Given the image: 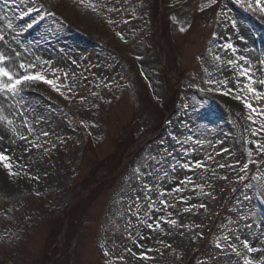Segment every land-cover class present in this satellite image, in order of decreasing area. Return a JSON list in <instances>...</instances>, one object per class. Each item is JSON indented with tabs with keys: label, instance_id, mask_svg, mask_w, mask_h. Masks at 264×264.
<instances>
[{
	"label": "rangeland",
	"instance_id": "374dc122",
	"mask_svg": "<svg viewBox=\"0 0 264 264\" xmlns=\"http://www.w3.org/2000/svg\"><path fill=\"white\" fill-rule=\"evenodd\" d=\"M152 5L0 0L5 66L20 74L21 63H32L33 72L60 81L59 91L37 81L16 96L0 92V151L16 173L0 164V264H47L53 254V264L69 257L72 264H190L203 243L193 264H264V251L243 247L247 239L264 248V153L258 150L264 99L247 91L249 81L239 75L250 67L255 81L264 79V12L255 0H166L168 51ZM64 19L78 31L62 25ZM226 42L235 53L221 48ZM53 69H59L55 77ZM253 86L264 92V85ZM146 90L154 104L171 107L164 120L150 110ZM133 127L141 155L131 162L127 152L126 170L102 187L120 165L119 137ZM198 160L205 166L196 168ZM88 178L92 194L78 198L79 183ZM63 214H73L74 226L58 247L51 234Z\"/></svg>",
	"mask_w": 264,
	"mask_h": 264
},
{
	"label": "snow or ice",
	"instance_id": "6c2138e0",
	"mask_svg": "<svg viewBox=\"0 0 264 264\" xmlns=\"http://www.w3.org/2000/svg\"><path fill=\"white\" fill-rule=\"evenodd\" d=\"M215 2V0H214ZM256 2V6L260 9L261 12H264V5L261 4V0H255ZM249 7H251V5H249ZM33 11V9H29L28 11L24 12L23 15H29L31 12ZM38 11V10H37ZM225 15V17H227V13H223ZM233 24H235V22L233 21ZM9 27H11V25H9ZM29 27H31V25H29ZM5 37L3 35H0V41H4ZM221 48L224 49L225 51H231L233 53L236 52V48L235 45L232 44L231 42H226L224 44L221 45ZM9 60V57L5 56L3 53H0V92H5L8 93L12 96H16L21 87L23 85L29 84V83H33V82H37V81H41L45 84L50 85L53 90H57L59 91V85H60V81L59 79H48L46 78V74L42 73V72H33L32 70L36 67L35 64L32 63H21L19 65V68L22 71V73L17 74L12 72L11 70H9V68H7L5 65L7 64ZM241 61H245L246 58L244 56L240 57ZM229 64H235L236 61L234 59H229L228 60ZM262 65H264V61L260 62ZM44 64H48L47 61H44ZM59 69H53L52 70V75L55 77L56 72H58ZM239 75L241 77H244L245 79H247L249 81L248 85H247V91H249L250 93H252L253 95L256 96L257 99H264V92L259 91L256 87L253 86V84H260V85H264V79L255 81L253 79L252 76V72H251V68L250 67H241L240 69V73ZM65 78H67V74H64ZM222 91L223 95H230L231 94V90L228 91ZM61 95H63V92H60ZM236 99H241L240 96H236ZM245 107L250 109L252 112H256L257 109L251 104L248 103L247 101H245ZM260 115H264V110L260 111ZM3 119V118H0ZM8 123H12L10 120L8 121ZM45 136L48 135L47 132L44 133ZM4 139V135H0V141H2ZM22 139H27L26 137H22ZM258 150L261 153H264V145H258ZM227 149H222V152H227ZM219 154V153H218ZM251 155V153H249V156ZM209 159H211V156L209 157ZM249 163H254L253 161H249L248 163H245L242 165L241 167V171H246ZM0 164L3 165V167L5 169L8 170V174L9 175H15L16 173H14L12 171V165H11V157L6 155V150L0 151ZM204 162L203 161H195V167L196 168H201L204 167ZM220 167H231V165H226V164H221L219 165ZM184 168L188 169L191 167V165L185 163L183 165ZM38 179V178H37ZM226 179V177H225ZM240 179H244V177H240ZM176 191H180L179 188L176 189ZM193 207H197V206H193ZM198 207L201 208H206L207 206L204 204H200L198 205ZM189 208H185V211H189ZM165 223L169 224V225H177V221L174 219H168L164 221ZM161 227L160 221L159 219H157L155 221V228L159 229ZM148 228L149 229H153V224H148ZM201 237L203 236V234H200ZM142 247V245H140ZM243 247L249 252V253H256L259 251H264V248H257L252 246L249 241L247 239L243 240ZM235 250V249H233ZM130 251V250H129ZM148 251H151V249H149ZM106 256L108 255L107 252L104 253ZM141 258L142 259H148L150 257H148L146 254H141ZM245 264H253V262L251 260H245Z\"/></svg>",
	"mask_w": 264,
	"mask_h": 264
},
{
	"label": "trees",
	"instance_id": "16d2710c",
	"mask_svg": "<svg viewBox=\"0 0 264 264\" xmlns=\"http://www.w3.org/2000/svg\"><path fill=\"white\" fill-rule=\"evenodd\" d=\"M158 1L159 0H155V7H154V12H155V17H158L161 15V12H160V9H159V5H158ZM163 34H164V38H167V27H165L163 24ZM165 114L163 113V116ZM124 142V145H122L121 149L124 148V150L122 149V157H121V161H120V165L118 166V168L114 171V172H110V174L108 173V176H105L102 178V181H101V185L102 187L106 186V185H109L111 181H108V180H105L103 181L104 178H107V177H111V175H115L118 173V171L121 169V167L123 166V160H124V156L126 155L127 151L134 145V143L136 142L135 138H132V140H127L125 139ZM101 165H104L103 163L100 164L98 167H94V171L92 172V176L91 178L95 179L94 176L96 174V171L101 167ZM117 179V178H116ZM115 181V180H114ZM90 182H91V179L88 178V179H85L84 181H82L80 183L81 187H82V191H85V194H88V196L86 197V199L89 198L90 194H92V189L90 188ZM97 182H99V179L97 180ZM99 184V185H100ZM101 187V188H102ZM80 196V194H79ZM85 201V200H83ZM81 201V202H83ZM81 204H79L73 211V214L75 213V211L77 210V208L80 206ZM70 211V212H72ZM87 211H85L84 213H86ZM72 215H69V214H66L65 218L64 219H57L55 222V224H57L58 228H56L55 230L53 229V232L51 234V238L53 237L54 235V242H53V245H56V241L58 239L59 236H61L62 234L65 235L66 238H68L72 233H70L71 229L73 228L74 224L72 222ZM82 216V215H81ZM80 219V218H79ZM63 220V221H62ZM66 220L68 222H66ZM70 221L72 222V224H70ZM66 225V226H65ZM68 225V227H67ZM50 260H51V257L49 256Z\"/></svg>",
	"mask_w": 264,
	"mask_h": 264
},
{
	"label": "bare ground",
	"instance_id": "6f19581e",
	"mask_svg": "<svg viewBox=\"0 0 264 264\" xmlns=\"http://www.w3.org/2000/svg\"><path fill=\"white\" fill-rule=\"evenodd\" d=\"M7 139V138H6ZM4 140V139H3Z\"/></svg>",
	"mask_w": 264,
	"mask_h": 264
}]
</instances>
